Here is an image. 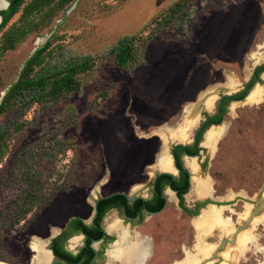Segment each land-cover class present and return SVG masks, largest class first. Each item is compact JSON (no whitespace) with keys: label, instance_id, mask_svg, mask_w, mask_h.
<instances>
[{"label":"rangeland","instance_id":"rangeland-1","mask_svg":"<svg viewBox=\"0 0 264 264\" xmlns=\"http://www.w3.org/2000/svg\"><path fill=\"white\" fill-rule=\"evenodd\" d=\"M68 7L13 47L2 45L1 34L12 24H23L21 10L0 30V97L47 39L51 53L43 70L86 56L94 61L89 71L78 75V91L53 103H34L19 119L25 121L21 130L9 132L0 161V211L2 200L17 193L24 165L40 178L43 202L15 229L0 231V257L16 264L33 261L31 245H44L47 227L52 235L73 216L88 222L97 198L116 192L149 195L160 154L170 153L177 142L191 143L204 113L215 111L219 96L239 90L264 63V0H78L65 16ZM126 35L137 37L138 56L134 65L119 68L109 51ZM255 88L263 95L250 102L247 96ZM211 95L214 105L209 109L204 99ZM247 96L229 102L222 122L212 125L223 127L214 148L200 142L201 150L193 157L196 173L186 164L191 158H183L191 181L208 178L211 184L210 193L199 194L190 181L185 204L193 207L207 198L213 203L190 217L167 193L160 212L146 215L128 231L147 240L145 264H175L188 254L201 258L199 240L214 250L222 245L209 264L264 261V218L255 221L264 215V205L244 225L264 197V72ZM190 110L197 116L196 125L181 141L175 134ZM13 117L1 116L0 125ZM21 148L28 151L20 163ZM211 205L225 206L222 215L233 225L229 232L218 226L199 229L196 218ZM247 206L250 214L244 217ZM113 218H118L115 210L108 212L104 226ZM7 219L0 217V224ZM239 227L235 241L225 242ZM243 233L252 240L241 253L238 238ZM109 263L121 264L107 255L104 264Z\"/></svg>","mask_w":264,"mask_h":264},{"label":"trees","instance_id":"trees-1","mask_svg":"<svg viewBox=\"0 0 264 264\" xmlns=\"http://www.w3.org/2000/svg\"><path fill=\"white\" fill-rule=\"evenodd\" d=\"M22 0L12 2V5L6 10L1 11L3 19L0 23V30L6 25L8 19L20 9ZM73 0H28L21 8L19 20L23 22L21 26L11 25L2 35V45L4 47H13L15 42L27 33L38 30L46 20L50 19L58 10L68 7ZM135 35H126L117 40L111 47L110 54L113 55L114 64L119 68L132 66L137 60V48ZM51 40L47 39L45 43L37 47L33 53L25 60L17 78L5 89L0 100V117L14 114L13 119L6 124L0 125V161L5 156L8 146L7 139L12 128L14 132L21 130L25 121L19 120L20 117L34 103H53L62 97L76 92L81 87L78 75L89 71L94 61L92 56H86L80 60L67 62L59 68L53 70H43V64L46 62L50 50ZM264 72V63L257 66L251 78L245 83L244 89L224 95L218 103L216 112L204 113V119L195 130L193 140L186 144H173L170 152L178 168V174L173 175L165 172H157L150 182V199L137 198L134 202H129L123 193H113L102 196L96 200V214L94 222L91 225L85 224L80 218H72L65 225V229L56 239L61 241L67 235L78 231H87L90 228H101V223L106 213L113 208L124 211L128 215H139L136 222L141 223L144 219L143 209L153 212L160 211L165 198L162 196L166 186H169L178 199V206L188 216L193 217L199 214L201 208L208 203H213L207 198L202 201H196L193 207L185 204V194L190 188L189 171L184 166L183 155L185 153L198 155L201 150L199 144L202 141L204 132L212 125H218L222 122L223 116L227 111V105L230 101L241 99L247 95L253 83L259 80L260 73ZM26 148H21L18 155V162H24L27 153ZM18 166H21L19 164ZM17 193L12 198L3 199L4 207L0 211V217L7 216V222L0 224V231L6 229H15L16 226L25 219L27 214L32 212L38 205H42V198L39 196L40 178L37 174L30 173L29 166L24 165L19 173ZM11 177L4 185L8 186ZM1 185V184H0ZM4 196V195H3ZM100 234V233H99ZM63 249L56 251L58 254Z\"/></svg>","mask_w":264,"mask_h":264},{"label":"bare ground","instance_id":"bare-ground-1","mask_svg":"<svg viewBox=\"0 0 264 264\" xmlns=\"http://www.w3.org/2000/svg\"><path fill=\"white\" fill-rule=\"evenodd\" d=\"M1 0H0V7H1ZM232 82V81H231ZM234 84V83H233ZM232 85V84H231ZM229 85V87H231ZM234 87V86H233ZM263 95V92L260 88H255L252 90L248 96L247 100L250 102L259 101ZM204 105L207 108H212L214 105V95H211L204 99ZM193 112L190 110L188 118L184 125H182L175 137L179 140H186L188 138L189 132L195 127L197 116H192ZM223 127L218 126H211L209 127L204 135V139L202 140V145H207L209 147L214 148L217 139L222 135ZM190 138V137H189ZM187 166L191 169L193 173L198 171V164L196 163L194 158L188 159L186 161ZM157 167L161 171L165 172H174V167L172 160L170 158V154L167 151H163L158 159ZM192 188L199 192V194H206L211 192V184L208 178H199L193 177L192 178ZM173 193L169 190L168 195L172 198ZM194 194V193H193ZM195 195V194H194ZM225 206H209L203 209L202 213L196 218V223L200 230H207L211 231L215 226L220 227L221 229H225L229 232L232 226L229 219L225 218L222 215V210ZM250 214L249 206L244 213V217H248ZM264 218V215L257 218L255 217V221L258 222ZM110 219L106 222V230L108 231H115L119 235V239L117 242L114 243L111 250L108 251L109 259L111 258H119L123 264H143V260L145 255L149 249L147 240L144 237L139 236L138 233H133L131 235L128 233L126 229H124L120 225V221L117 218H113L111 221ZM254 221V222H255ZM217 227V228H218ZM80 239V238H79ZM78 240V239H77ZM252 240V236L249 233H243L238 238L239 243V252H244L247 247V243ZM76 242V238L71 240V246L73 243ZM76 245V244H75ZM215 246L211 244H206L202 240H199V251L202 254L201 258L188 254L183 262H177L175 264H200L203 261L207 260L208 255H211L212 251L214 250ZM31 248L35 252L34 260L39 263H44L49 260V253L48 251L37 241L33 242ZM73 248V247H72ZM210 261L207 260L205 264H209ZM110 264V263H109ZM264 264V261L259 263Z\"/></svg>","mask_w":264,"mask_h":264},{"label":"flooded vegetation","instance_id":"flooded-vegetation-1","mask_svg":"<svg viewBox=\"0 0 264 264\" xmlns=\"http://www.w3.org/2000/svg\"><path fill=\"white\" fill-rule=\"evenodd\" d=\"M1 2L2 3H1V7H0V23L3 19V15L1 13V11L6 10L8 7H10L12 5V2L14 3V2H16V0H1ZM25 3H26V0H22L20 7H19L20 9H18V11L21 10V8L25 5ZM18 11L13 13V15L8 19L7 23ZM252 77L255 78L256 76L254 74H252ZM244 87H245V84H243L242 87L239 90H237L236 92L244 89ZM243 98L235 99V100H232L230 102L241 101ZM220 99H221V97L218 98V100L216 102V107H215L214 112H216V110H217V106H218V103L220 102ZM182 158H184V155ZM170 174L177 175L178 171H176V173H170ZM168 187L169 186L165 187L163 195H162L165 198V204L167 202V197L165 194H166V190L168 189ZM150 190H151V187H150ZM116 193L125 194L124 192H116ZM125 195L127 197V194H125ZM132 196H135V199L134 200H128L127 199L129 202H134L137 198L150 199L152 197V194L150 191L149 195H147V196H144L141 194H135ZM174 196L176 197L175 193H174ZM96 200L94 201L95 204H96ZM176 202H177V206H178L177 197H176ZM165 204H164V206H165ZM164 206H163V208H164ZM111 210L116 211L117 217H118L117 219L120 221V225L124 229H126L127 231H130L131 228L136 225V222L139 219L138 214H135L133 216L128 215L124 211H121V210L116 209V208L110 209L108 212H110ZM146 211H150V210L143 209L142 214H144V216L151 215V214H148ZM160 211H157V212L150 211V212H153V214H155V213H158ZM108 212L106 213V215L104 216V218L102 220L101 228L93 227V228L88 229L86 232L85 231H78V232L73 233L71 235H67L61 241H58L56 239L59 237V235L65 229V225L67 224V222L72 218H80V217L73 216V217L69 218L64 223L63 227H59L57 230H55L54 234H52V235L50 234L52 229L50 227L49 228L47 227L45 229V232L42 234H48L49 237L46 240V242L44 243V245L42 244V246L48 251V253L50 255L49 260L47 262H44V263L36 262L34 260L35 252L32 249V251L34 252V256H33V261L30 264H104L105 258L108 255L107 247L109 245H114V243L117 242L119 239V235L117 232L108 231V230H106V226H104V219L106 218ZM95 214H96V209L94 210V208H93V215L91 216V218L88 222H86L82 218H80V219L85 224L91 225L94 222ZM73 238H76V242H74L73 245L71 246V240ZM61 248L63 249V252L61 253V251H60L57 254L56 251H59ZM115 259H116V261H119L122 264V261L119 258H115ZM145 260H146V258H144L143 264H145L144 263ZM0 264H16V263L9 261L5 257H0Z\"/></svg>","mask_w":264,"mask_h":264},{"label":"water","instance_id":"water-1","mask_svg":"<svg viewBox=\"0 0 264 264\" xmlns=\"http://www.w3.org/2000/svg\"><path fill=\"white\" fill-rule=\"evenodd\" d=\"M77 2H78V0H75V1H74V2H73V3H72V4L66 9V11H65V16L68 14V12H69L73 7L76 6ZM3 93H4V92H3ZM224 95H228V94H227V93H222V94L219 96V98L222 97V96H224ZM246 96H247V95H246ZM246 96H245L244 98H246ZM244 98H243V99H244ZM243 99H242V100H243ZM0 100H1V97H0ZM175 144H183V143H179V142H177V143H175ZM170 150H171V148H170ZM169 154H170V156H171V158H172L173 167H174V170H175V172H176V171H178V168L176 167V165H175V163H174V161H173V155H172L171 152H170ZM184 157H187V158H193V157H196V155H191V154L185 153V154H184ZM159 172H163V171H159ZM165 173H171V172H165ZM189 180L191 181V173H190V172H189ZM168 190H170L171 192H174L170 187H168ZM127 199H128V200H134V199H135V196H132V195L129 196V195H127ZM263 205H264V197L261 198V200L259 201L258 205L254 208V210L252 211V213L250 214V216L247 218L246 222H244V225H245L246 223H248V222L251 220L252 216H253L254 214H256V213L262 208ZM93 208H94V210L96 209V204H95V203L93 204ZM146 212H147L148 214H153V212H150V211H146ZM240 230H241V227L237 228V229L235 230V233L233 234L231 240H224V241H225V242L233 243V242L235 241V236H236V234H237L238 232H240ZM223 243H224V242H223ZM221 247H222V245L218 246V247L214 250V252H212L211 256H210L209 258H207V260L212 261L213 259H215V257H216V253L221 249ZM207 260L203 261V262L200 263V264H205Z\"/></svg>","mask_w":264,"mask_h":264},{"label":"crops","instance_id":"crops-1","mask_svg":"<svg viewBox=\"0 0 264 264\" xmlns=\"http://www.w3.org/2000/svg\"><path fill=\"white\" fill-rule=\"evenodd\" d=\"M184 158H185V157H184ZM159 171H160V170H159ZM163 172H165V171H163ZM171 173H176V172L174 171V172H171ZM168 191H169V190L167 189V190H166V194L168 193ZM172 193H173V194H172V195H173L172 197L176 199V197L174 196V192H172Z\"/></svg>","mask_w":264,"mask_h":264}]
</instances>
